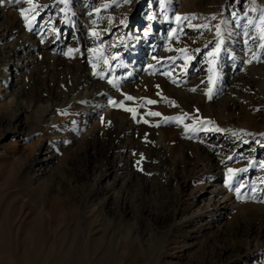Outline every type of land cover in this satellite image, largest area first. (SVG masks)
Segmentation results:
<instances>
[{
  "label": "rangeland",
  "instance_id": "374dc122",
  "mask_svg": "<svg viewBox=\"0 0 264 264\" xmlns=\"http://www.w3.org/2000/svg\"><path fill=\"white\" fill-rule=\"evenodd\" d=\"M0 264H264V0H3Z\"/></svg>",
  "mask_w": 264,
  "mask_h": 264
},
{
  "label": "bare ground",
  "instance_id": "6f19581e",
  "mask_svg": "<svg viewBox=\"0 0 264 264\" xmlns=\"http://www.w3.org/2000/svg\"><path fill=\"white\" fill-rule=\"evenodd\" d=\"M152 2L154 1V0H151ZM88 1L86 2V3H84L85 4V6H87L88 5ZM50 11H48L47 12V17H49V19L50 18H52V16H50ZM46 17V18H47ZM134 17H135V15H133L131 18H129V20H128V22H127V24L126 25H124V27L122 28V30L121 29H119V30H121L122 32H125V31H128L129 30V28H130V26H131V24L133 23V20H134ZM47 20V19H46ZM49 23V22H48ZM47 23V24H48ZM53 25V24H52ZM52 28V27H51ZM57 30V29H56ZM55 30V31H56ZM51 31V30H50ZM54 31V32H55ZM120 35V33H118L117 32V35ZM243 40V39H242ZM241 42H244V45L246 46V47H249V46H251V43L253 42L252 41V39L250 38V37H246L245 38V40L244 41H241ZM243 45V46H244ZM231 135H233V134H231ZM229 146V145H228ZM217 147V146H216ZM226 149V148H225ZM242 152V151H241ZM249 153V152H248ZM206 195H208V199H209V201H214V200H216L217 198V196L214 194V192L213 191H210V192H207L206 193Z\"/></svg>",
  "mask_w": 264,
  "mask_h": 264
},
{
  "label": "snow or ice",
  "instance_id": "6c2138e0",
  "mask_svg": "<svg viewBox=\"0 0 264 264\" xmlns=\"http://www.w3.org/2000/svg\"><path fill=\"white\" fill-rule=\"evenodd\" d=\"M17 2H19V0H17ZM26 2L31 4L32 0H26ZM0 3H3V0H0ZM27 11L28 9H21V15H24ZM127 99H132V97H127ZM149 103H155V101H149ZM152 115H159V113H152ZM229 171H231V169Z\"/></svg>",
  "mask_w": 264,
  "mask_h": 264
}]
</instances>
